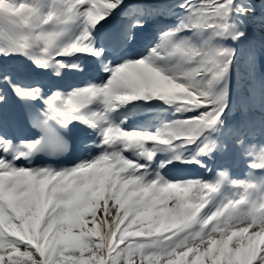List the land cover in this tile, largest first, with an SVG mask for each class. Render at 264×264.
I'll return each instance as SVG.
<instances>
[{"label": "snow or ice", "instance_id": "6c2138e0", "mask_svg": "<svg viewBox=\"0 0 264 264\" xmlns=\"http://www.w3.org/2000/svg\"><path fill=\"white\" fill-rule=\"evenodd\" d=\"M249 24L264 0H0V264H264V48L234 46ZM136 101L172 115L130 126ZM229 152L243 177L172 174Z\"/></svg>", "mask_w": 264, "mask_h": 264}, {"label": "bare ground", "instance_id": "6f19581e", "mask_svg": "<svg viewBox=\"0 0 264 264\" xmlns=\"http://www.w3.org/2000/svg\"><path fill=\"white\" fill-rule=\"evenodd\" d=\"M168 1L169 0H165L164 3H166L168 5ZM173 1V0H170ZM154 2H156L154 0ZM175 1H173L174 3ZM172 4V3H171ZM173 5V4H172ZM169 6V5H168ZM159 19H165V18H159ZM166 21H175L174 17H168L165 19ZM155 23V21H151L149 22L148 25H146L145 28V32L147 33H151L152 32V26ZM79 31V26L78 25H72L70 27V30L68 32H66L63 36H62V40H69L71 39L75 34H77ZM143 35V33H142ZM147 43L146 40H142L140 42V44L138 45L139 48L144 47V45ZM20 60H23V57L18 58ZM27 63H30V61H28ZM130 109H132V114L134 115V118H131L129 120V125L130 126H135L138 124H145L147 126H149L150 128H154L156 126H159L163 120H165V118L160 116V113L155 112V115L153 114V110H151L150 108H148V104L142 101H136V102H132L131 105L127 106ZM165 116H168L167 118L171 117V113L167 114V113H163ZM161 118V119H160ZM166 118V119H167ZM205 161L208 163L209 165V160H207V158L205 159ZM190 165H178L176 169H172V174H176L178 172H183V173H190V174H200L203 171V168H198L195 171H190L189 169Z\"/></svg>", "mask_w": 264, "mask_h": 264}, {"label": "rangeland", "instance_id": "374dc122", "mask_svg": "<svg viewBox=\"0 0 264 264\" xmlns=\"http://www.w3.org/2000/svg\"><path fill=\"white\" fill-rule=\"evenodd\" d=\"M156 1H162V0H156ZM170 1V0H169ZM243 39V42H245V44L247 45V46H251L254 42H251L249 39H245V38H242ZM241 39V40H242ZM234 45H236V43L234 44ZM237 47V46H236ZM240 51H243L244 52V50H240ZM246 52V51H245ZM242 63H244L243 62V57H241L240 58V60H239V62H238V64L239 65H241ZM262 64H264V62H262ZM236 72L237 71H234L233 73H232V79H233V77H237L238 75H236ZM246 72H247V69H246V67L244 68V73H245V75H246ZM233 84V87H235V83L233 82L232 83ZM234 101H235V98H234ZM235 102H237L238 103V101H235ZM229 153H231V154H234V155H237L235 152H229ZM223 155H217L215 158H220V157H222ZM206 158V157H205ZM204 158V159H205ZM210 162H211V160H210ZM232 172V174L234 175V176H239V177H243L244 176V174L243 173H236V172H234V171H231Z\"/></svg>", "mask_w": 264, "mask_h": 264}, {"label": "trees", "instance_id": "16d2710c", "mask_svg": "<svg viewBox=\"0 0 264 264\" xmlns=\"http://www.w3.org/2000/svg\"><path fill=\"white\" fill-rule=\"evenodd\" d=\"M248 28L251 29V28H253V26L251 24H249ZM256 30H260V31H263L264 32V27H260L259 29H256Z\"/></svg>", "mask_w": 264, "mask_h": 264}]
</instances>
